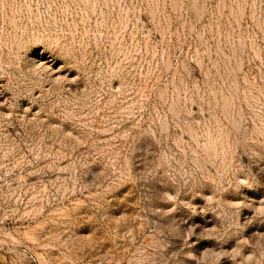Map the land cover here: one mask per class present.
<instances>
[{
  "label": "rangeland",
  "instance_id": "obj_1",
  "mask_svg": "<svg viewBox=\"0 0 264 264\" xmlns=\"http://www.w3.org/2000/svg\"><path fill=\"white\" fill-rule=\"evenodd\" d=\"M0 264H264V0H0Z\"/></svg>",
  "mask_w": 264,
  "mask_h": 264
}]
</instances>
